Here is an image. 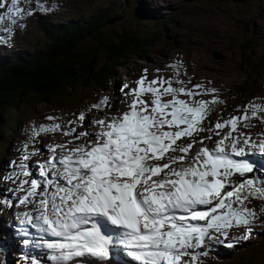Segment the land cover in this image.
Here are the masks:
<instances>
[{
    "label": "snow or ice",
    "instance_id": "6c2138e0",
    "mask_svg": "<svg viewBox=\"0 0 264 264\" xmlns=\"http://www.w3.org/2000/svg\"><path fill=\"white\" fill-rule=\"evenodd\" d=\"M21 4L0 0V9L7 8L0 25L7 20L16 26L35 11ZM37 6L44 8L39 0ZM171 67L175 78L150 80L144 69L136 87L123 84L127 110L116 115L89 120L80 112L66 122L47 116L51 123L31 129V147L24 144L19 162H11L18 171L7 177L18 182L15 193H23L18 204L32 206L20 224L23 235L38 239L24 243L42 250L43 257L26 256L28 264H97L113 248L134 264H200L207 255L202 249L228 241L233 229L245 228L242 238H250L258 215L248 205L253 198L264 201V164L258 162L264 160V133L253 139L240 128L250 127L252 119L264 122V104L245 105L242 115L208 127L214 106L223 103L218 89L188 87L179 78L181 63ZM205 95L211 98H199ZM112 107L111 97L104 96L88 111ZM77 121L92 129L77 131ZM55 133L72 140L46 145L47 158L34 162L37 178L29 163L40 152L34 145Z\"/></svg>",
    "mask_w": 264,
    "mask_h": 264
},
{
    "label": "rangeland",
    "instance_id": "374dc122",
    "mask_svg": "<svg viewBox=\"0 0 264 264\" xmlns=\"http://www.w3.org/2000/svg\"><path fill=\"white\" fill-rule=\"evenodd\" d=\"M39 2L43 4V10L37 6L38 0H30V3H24L22 0L21 6L31 7L35 10L33 14L19 19L16 26L11 25L7 20L0 25V36L4 37V42H0V61L14 58L12 54H17L20 50L32 51L35 42L42 37L37 15L44 11H48L59 20H64L74 18L81 12L90 14L94 10L108 6L113 8V11L120 9L121 16L108 25H104L108 34L114 29L118 31L120 26L130 28L138 34L152 33V29H157L163 19L170 21L160 25V32L153 35L151 45L147 46L143 52L144 58L134 54L130 56L128 65L116 66L107 88L103 89L91 84L75 86L73 89L64 91V96L58 102L21 101L18 110L9 108L5 111V114L17 113V118L12 122L10 132L2 133L3 137L0 141V237L2 239L8 238L13 233H7L6 229H11L12 218L18 217L15 205L18 201L17 193H15L18 182L14 183L11 179H7L13 172L18 171L11 162H19L25 143L31 147V129L34 126L51 123L46 119L47 116H55L59 118L58 122H66L76 121L80 112H85L89 120L112 113L116 115L118 111L127 110L121 103L124 99L121 92L124 83L130 88L136 87L135 81L143 75L144 69L148 70L150 80L156 76L175 78L177 69L171 65L177 62L181 63L179 78L184 80L188 87L203 84L206 87L218 89L217 94L223 103L214 106L206 123L208 127H211L212 123L218 119L222 120L223 117L242 115L245 105L264 104V0H39ZM6 10V7L0 9V13ZM148 14H151L150 17H147ZM5 26L14 28V31L4 32ZM92 44L91 37H85L81 42L83 47ZM242 48H249L251 56H253L252 51L257 55L256 59L260 66L256 72H250L247 69L242 58ZM100 62L101 58L98 57L97 65ZM157 69L160 71L157 72ZM246 80L249 82L248 94L244 97H236L229 93L233 85L242 84ZM173 86L179 85L174 83ZM104 96L111 97L114 107L121 106L118 107V111L104 109L101 112L92 109L89 112V107ZM182 98L187 99V97ZM199 98L210 99L211 97L205 95ZM23 99L30 98L23 97ZM169 99H171L170 96ZM250 124H252L250 128L253 129L251 132L253 138H257L259 133H264V122L252 119ZM74 126L77 131L92 129L90 123L81 125L77 121ZM202 135H209V133L205 132ZM70 140H72L71 136H64L62 133L46 135L38 139L34 146L40 152L29 162L37 178L38 173L34 162L39 161V156L42 161L49 154L46 145L63 144ZM205 143L212 146L211 142ZM234 179L239 182V178ZM4 188L8 189L7 192L11 196ZM18 194L23 195L22 192ZM2 198L3 201H1ZM8 201L11 204H8ZM248 206L255 209L258 215L252 225L250 238H242L246 229L240 227L230 232L225 244L209 242L211 245L207 244L202 249L207 252L206 256H201L206 261L204 264H223L226 260H237L230 264H264V211L262 212L264 201L253 198ZM4 218L7 219L6 224L3 223ZM11 224L20 229L15 223ZM236 240L239 242H235ZM229 241L234 243L233 247L227 246ZM217 247L222 250L221 254ZM8 253L10 264H28L25 257L22 260L19 259L17 252H12L10 249ZM212 254L219 259L214 258ZM3 264H8V258Z\"/></svg>",
    "mask_w": 264,
    "mask_h": 264
},
{
    "label": "trees",
    "instance_id": "16d2710c",
    "mask_svg": "<svg viewBox=\"0 0 264 264\" xmlns=\"http://www.w3.org/2000/svg\"><path fill=\"white\" fill-rule=\"evenodd\" d=\"M115 11L108 6L64 20L57 19L48 11L37 15L42 37L35 42L32 51L20 50L12 54L14 58L0 61V141L2 133H9L12 122L17 118V113L5 114L7 109L18 110L21 101L58 102L68 89L75 86L91 84L107 88L116 66L128 65L130 56L134 54L144 58L143 52L151 45L153 35L160 32V25L170 21L163 19L152 33L138 34L120 26L118 31L114 29L108 34L104 25L121 16L120 9ZM85 37H91L93 44L83 47L81 42ZM241 53L247 69L256 72L260 65L255 52L252 51L251 56L249 48H242ZM98 57L101 58L99 65ZM248 85L247 80L237 83L229 93L244 97L249 93ZM7 258L9 253L0 239V259L4 262ZM233 261L237 260H226L223 264Z\"/></svg>",
    "mask_w": 264,
    "mask_h": 264
},
{
    "label": "bare ground",
    "instance_id": "6f19581e",
    "mask_svg": "<svg viewBox=\"0 0 264 264\" xmlns=\"http://www.w3.org/2000/svg\"><path fill=\"white\" fill-rule=\"evenodd\" d=\"M194 75V74H193ZM189 76H191L192 77V75L191 74H189ZM175 77V76H174ZM191 78H189V80H190ZM190 87V86H189ZM165 99H169V96L168 97H166ZM251 100V99H250ZM242 112V111H241ZM243 113V112H242ZM116 114H118V112H116ZM230 117H232V115H230V116H227V117H223V119L222 120H224V119H228V118H230ZM250 125H252V124H250ZM257 129V128H256ZM225 131H227V129H225ZM240 131L241 132H248V133H251V132H253V129H251L250 127H247V128H244L243 126H241V128H240ZM253 139H256V138H253ZM61 144V143H60ZM199 147V146H198ZM261 162H263L264 163V160H260ZM5 189V191H6V193L7 194H9V192H7V188H4ZM0 190H1V188H0ZM11 190V189H10ZM22 194H17L16 196H21ZM9 196H11V194H9ZM15 205H16V214L18 215V217L16 216V217H14V218H12V220H11V223H15L19 228H20V230H22L23 229V226L20 224V221H21V219H23V217H22V213H24V212H26V211H29L31 208H32V206L31 205H27V206H24V205H19L18 204V201L15 203ZM263 212V211H262ZM7 219L6 218H4L3 219V223L4 224H6L7 222ZM4 228V227H3ZM3 228L1 229V231L3 230ZM16 228V227H15ZM7 230V233L8 232H11V231H9V228H7L6 229ZM13 239H14V242L16 241V239L17 238H15V237H13ZM18 243H19V240H17V245H18ZM226 242H224V244H225ZM223 244V245H224ZM38 253H40L41 254V252H38ZM41 256V255H40Z\"/></svg>",
    "mask_w": 264,
    "mask_h": 264
},
{
    "label": "water",
    "instance_id": "95a60500",
    "mask_svg": "<svg viewBox=\"0 0 264 264\" xmlns=\"http://www.w3.org/2000/svg\"><path fill=\"white\" fill-rule=\"evenodd\" d=\"M233 1H244V0H233Z\"/></svg>",
    "mask_w": 264,
    "mask_h": 264
}]
</instances>
